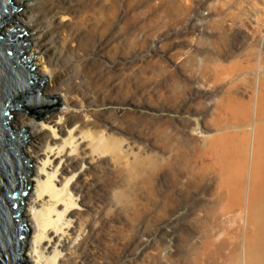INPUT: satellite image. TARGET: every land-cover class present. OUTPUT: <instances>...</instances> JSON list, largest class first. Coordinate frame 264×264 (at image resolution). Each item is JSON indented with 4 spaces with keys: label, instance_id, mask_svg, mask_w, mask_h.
Returning <instances> with one entry per match:
<instances>
[{
    "label": "rangeland",
    "instance_id": "1",
    "mask_svg": "<svg viewBox=\"0 0 264 264\" xmlns=\"http://www.w3.org/2000/svg\"><path fill=\"white\" fill-rule=\"evenodd\" d=\"M129 2L128 27L118 19L111 40L107 35L84 52L83 86L93 81L95 90L69 95L68 108L61 94L76 74L59 81L55 94H43L44 85L40 90L44 96H59L62 106L36 121L50 128L35 152L69 146L68 132L75 136L73 147L64 148L69 155L63 152L53 163L54 185L64 190L54 206L63 230L57 229L60 221L49 229L64 232L56 241L57 264H249L250 245L260 250L254 262L264 264L259 253H264L263 235L262 240L261 234L254 236L256 228L264 232V215L253 218L249 206L251 143L264 95V0ZM75 5L76 0L71 15L57 25H72ZM12 6H18L17 0ZM29 22L40 24V17H25L24 23ZM38 28L42 52L53 68L61 32L44 39L45 27ZM59 51L64 49L59 46ZM67 57L68 66L83 63L71 51ZM62 109L76 115L75 126L63 123L58 130L56 118H46ZM15 112L32 118L19 109L11 115ZM222 132L235 134L236 151L227 161L235 167L231 182L225 178L221 150L210 141ZM94 135L103 140V148L92 149ZM38 154L26 155L33 185L25 206L27 197L36 194ZM44 201L50 205L48 197ZM25 208L27 261L36 225Z\"/></svg>",
    "mask_w": 264,
    "mask_h": 264
},
{
    "label": "bare ground",
    "instance_id": "2",
    "mask_svg": "<svg viewBox=\"0 0 264 264\" xmlns=\"http://www.w3.org/2000/svg\"><path fill=\"white\" fill-rule=\"evenodd\" d=\"M23 1L24 0H17L18 5ZM66 1L70 2V6L66 7L64 4V0H31L28 2L24 1V8L19 12H14L11 15L14 17H9L10 20L15 22L4 23L0 30H2L4 34L9 33L12 30L17 29L19 27L18 24L20 23L21 27L24 26L27 29L26 34H30L28 38L29 41H31V47L28 49L26 56L30 58L33 55H36L28 62V64H31V67H29V69L35 66L29 72V74L37 75L40 78H44L45 76L47 77V81L44 84L43 94H55V88L58 85L59 81L67 78L71 73L76 74V81L65 83V87L63 89L64 92L61 94L62 102L66 106V108H68L69 95L80 97L78 95H84L86 88H92L93 90H95L96 88H94L93 86H98V84L93 81L91 82V87L83 86L87 84V82L84 81L81 78L82 76L80 75V73L83 71L85 63V59L83 58L84 52L91 44L103 37H106L107 35H109V40H111L112 27L118 19L122 18L125 22V27H128L130 17V15H128V9L130 8V2L129 0H76L74 12L71 16L75 19H73L72 25H70L69 27H63L59 25V23L57 25V21H64L65 16L71 15L68 10L69 7L73 5V2L75 0ZM120 12L122 13V15H120ZM34 14H38V16L40 17V24L34 25L30 22L28 24H25V17L33 16ZM41 25L45 27V31L43 29L42 32L43 34H45L44 39H47V37L49 38L50 34L53 35L58 31L61 32L59 35V41L56 43L54 48L58 50L59 58H57L55 62L56 66L53 68H49L47 64V61L49 62V55L47 54L44 56V53L42 52V45L40 44L39 40V33H41V31L38 28V26ZM59 46L60 49H64V52L59 51ZM69 51L74 53L78 58H81L82 60L79 61L83 63L81 65L68 66L70 59L67 57V54L69 53ZM74 66H77V68L74 69ZM258 106L259 108L256 113L254 133L252 132L253 137L251 143V151L253 156L250 165L251 189L249 196V206L250 214L253 218L259 214L260 216L264 215V95L261 96ZM73 116L76 115L71 116L66 109H62L56 117L55 115L51 114L46 118L48 120H53L56 118V120H53V123L54 126L58 128V130H60V125L63 123H68L74 126L77 124L78 119ZM13 119L14 120L12 123L11 121L9 122L11 128L20 130L23 127H28L32 134V139L28 143L26 142V147H22L23 155L33 156L34 154H38L35 152V148L39 146L41 141L46 139L48 129L50 128L48 124H38L36 121H34V119L27 118L18 112L14 113ZM12 124H20V126L17 129ZM53 132L54 134L51 138L54 140L58 139V136L55 135L56 130H54ZM68 133L70 141L65 140V142L69 143V146H67L65 143H63L64 145L59 148L49 146L43 153L37 155L38 159L35 158V162L39 164V166L37 167L38 169L35 173L36 184L34 192L36 194H34V196H32L30 200L29 197H27L28 200L26 199L27 202L25 206L26 212L30 214L29 221L35 223L36 225L35 234H33L32 240L30 241V246L26 254L28 257L27 261L30 264H57V260L59 258V250L57 248L56 241L60 239V235L64 237V232H60V234H58V232H53L49 229L52 225H57L58 221H60L59 216L54 212V206L55 204H58L60 199L63 197L64 190L57 189L54 185L56 180L54 177V173L56 172L55 170L57 169V167L53 163L55 159H60L63 152L66 155H69L70 152H67V149L65 150L64 148H69L71 146L73 147V145L71 144H73L75 136L72 134V131H69ZM83 137H85L84 134L82 135V138ZM243 140V153L247 154L248 146L246 135L243 136ZM102 141L103 140L100 137L94 135L92 144H90V146H92V149H94L96 146H98L99 148H103L104 144H102ZM210 141L211 145L214 147L213 149L221 150L222 156L225 158V178L226 181L231 182L234 179L233 175L235 173V167L229 163L227 164V161L229 159V156H231L236 151V145L234 144L235 134L222 132L218 135V137H214ZM48 168L52 170V172H48ZM244 173L245 166L244 164H242L241 170L239 171L238 175V182L241 187L243 184ZM43 176H45L44 180L42 179ZM241 187L240 192L242 189ZM46 197H48V202L50 204L48 206H46L47 203L44 201ZM262 217H259V221L262 219ZM60 222L61 224H59V226L57 225V229L63 230L62 224L64 222ZM261 225L263 224L260 223V226ZM256 227L257 226H255V228ZM257 234V238L259 237V234H261V240L264 238V232L262 234L260 230L256 228L254 236H256ZM251 246L252 245H250L248 255L249 264L255 263L254 261L257 254L256 252L260 251H253L254 248L252 249ZM259 253L261 255L264 254L262 252Z\"/></svg>",
    "mask_w": 264,
    "mask_h": 264
},
{
    "label": "water",
    "instance_id": "3",
    "mask_svg": "<svg viewBox=\"0 0 264 264\" xmlns=\"http://www.w3.org/2000/svg\"><path fill=\"white\" fill-rule=\"evenodd\" d=\"M23 2L13 7V0H0V28L4 23L15 22L9 17L21 9ZM26 31L24 26L5 34L0 30V264H28L25 240L30 229L22 211L33 185L28 180L33 168L22 147H26L30 133L27 127L11 128V112L19 109L40 121L49 111L62 106L59 96L40 94L46 76L29 74L35 66L29 69L28 62L36 55L24 58L31 47V41H23L30 35Z\"/></svg>",
    "mask_w": 264,
    "mask_h": 264
}]
</instances>
